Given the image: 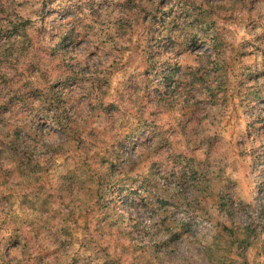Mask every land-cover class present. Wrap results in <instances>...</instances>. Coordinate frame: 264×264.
Here are the masks:
<instances>
[{"label": "rangeland", "instance_id": "374dc122", "mask_svg": "<svg viewBox=\"0 0 264 264\" xmlns=\"http://www.w3.org/2000/svg\"><path fill=\"white\" fill-rule=\"evenodd\" d=\"M156 1L0 0V264H264V0Z\"/></svg>", "mask_w": 264, "mask_h": 264}, {"label": "trees", "instance_id": "16d2710c", "mask_svg": "<svg viewBox=\"0 0 264 264\" xmlns=\"http://www.w3.org/2000/svg\"><path fill=\"white\" fill-rule=\"evenodd\" d=\"M181 4H183L185 7L186 6H188L189 8H192V6L191 5H188L185 1H183V2H181ZM162 6V7H161ZM161 8H163V5H161V0H159V2H158V0L156 1V4L154 5V7H153V10H152V12H159L160 10H162ZM200 26H206V25H211V23L209 22V20L208 19H206V18H204V19H200ZM63 128V131H65L67 134H68V132H69V129H68V127H62ZM7 144L9 145V147L7 148ZM0 146L4 149V150H6L7 152H11L10 154H12V155H14V158L15 157H22L19 153H18V150L15 148V146H16V143L15 142H12L11 140H9V139H7L6 138V135H5V137L4 138H2V139H0ZM107 159L105 158H103L99 163H100V165L103 167V168H106V169H108V170H110L111 169V167L108 165L107 166V164L105 163V161H106ZM14 162H18V160L17 159H14L13 160ZM103 163H105V164H103ZM99 180H101V177H99L98 176V178L97 179H95V183H96V185H100L99 186V188H101V181H99Z\"/></svg>", "mask_w": 264, "mask_h": 264}]
</instances>
